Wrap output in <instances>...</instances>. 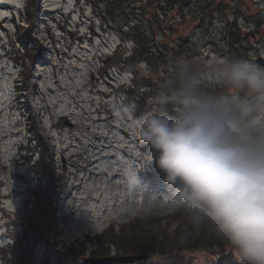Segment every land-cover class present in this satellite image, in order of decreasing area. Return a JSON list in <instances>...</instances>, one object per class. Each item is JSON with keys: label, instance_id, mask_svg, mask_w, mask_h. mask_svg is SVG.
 Listing matches in <instances>:
<instances>
[{"label": "rangeland", "instance_id": "1", "mask_svg": "<svg viewBox=\"0 0 264 264\" xmlns=\"http://www.w3.org/2000/svg\"><path fill=\"white\" fill-rule=\"evenodd\" d=\"M37 3L32 29L43 57L26 63L31 76L26 82L22 67L5 46V30L14 32L17 23L28 27L24 16L21 18L25 0H0V245L14 236L13 221H23L22 199L36 182L25 177L33 159L29 161L23 149L33 134L45 146L51 174L45 176L43 185L61 177L52 197L54 219L62 230L60 240L83 248L80 252L77 246V252L64 264H82L96 249L86 236L153 216H170L178 207L172 203L163 174L139 144L131 110H121L125 99L115 88L129 84L131 76L115 67L101 72L102 61L119 48L118 36L104 29L82 0ZM187 3L183 11L170 10L168 17L161 18V28L170 35L157 32L158 39L166 37L163 43L167 44L163 50L167 61L158 76L190 80L201 91L199 95H207L203 91L208 90L212 93L207 96L250 99L247 93L226 87L220 69L228 55V25L233 22L240 32L241 47L248 49L246 61L257 64L261 58L264 66V0ZM136 15L142 18L138 11ZM20 80L28 90L19 106L15 90ZM128 161H134L139 170L141 182L135 188L125 180ZM179 223L162 226L170 233ZM110 255L115 256L113 252ZM161 259L170 264L212 260L201 250ZM0 264H4L1 255Z\"/></svg>", "mask_w": 264, "mask_h": 264}, {"label": "clouds", "instance_id": "2", "mask_svg": "<svg viewBox=\"0 0 264 264\" xmlns=\"http://www.w3.org/2000/svg\"><path fill=\"white\" fill-rule=\"evenodd\" d=\"M220 78L251 99L198 95L182 81L179 111L164 97L133 120L134 132L183 215L179 242L209 231L237 264H264V66L225 60ZM124 176L131 188L141 182L134 161Z\"/></svg>", "mask_w": 264, "mask_h": 264}, {"label": "trees", "instance_id": "3", "mask_svg": "<svg viewBox=\"0 0 264 264\" xmlns=\"http://www.w3.org/2000/svg\"><path fill=\"white\" fill-rule=\"evenodd\" d=\"M82 1L92 8L104 29L113 31L121 43L130 45L129 56L126 55V50L118 45L119 48L102 61L101 72L106 73L115 67L127 71L131 76V82L122 85L117 91L123 95L124 104L130 107L133 118L141 116L151 108L159 107V101L164 97L173 101L167 105L170 114L174 115L175 111H179L181 103L177 91L182 81L176 76H169V79L166 76H158L167 61V54L163 52L167 50V44L163 43L166 37L159 40L157 32L160 31L163 36L168 35L167 31L164 32L161 28V18L164 20L170 10L183 11L188 5V0ZM37 5V0H25V11L22 12L21 18L24 16L28 27L24 29L15 24L14 32L6 31L7 52L14 57L16 64L22 67L21 76L26 82L31 78L26 63L39 62L43 57L32 29ZM136 11L142 18L136 15ZM172 27V24L169 25L170 30ZM228 30L226 60H247L248 49L241 47V36L236 23L229 24ZM142 66H145L146 70ZM153 74L157 76L155 79L151 78ZM27 90L26 84L20 80L15 90L19 106ZM204 92L207 95L212 93L208 90ZM199 93L200 90L198 95ZM44 150L45 146L40 138L30 135L26 152L29 158L32 157L35 161L25 177H33L36 182L34 188L27 190L23 198V221H13L14 236L11 242L0 248L4 264H64L65 260L77 252V246L81 247L80 252L83 250L81 244L67 245L64 240H60L62 230L58 229L57 220L54 219L52 197L58 190L56 184L61 181V177L51 180L46 187L43 185L45 176L51 175ZM177 220L180 223L170 233L162 226V223L167 226ZM184 226L183 215L177 211L166 217L153 216L137 220L122 225L117 230L111 227L93 237L86 236V239L96 248L91 253L93 257L109 256L113 252L115 256L145 255L150 259L134 264H170L161 257L182 251L199 250L211 256L212 260L206 264H237L230 247L209 231L188 236L180 243L179 235Z\"/></svg>", "mask_w": 264, "mask_h": 264}, {"label": "water", "instance_id": "4", "mask_svg": "<svg viewBox=\"0 0 264 264\" xmlns=\"http://www.w3.org/2000/svg\"><path fill=\"white\" fill-rule=\"evenodd\" d=\"M257 64L263 66L261 58L257 59ZM251 99V98H250ZM147 256L144 255H131V256H108L98 258H84L83 264H133L135 262L146 260Z\"/></svg>", "mask_w": 264, "mask_h": 264}]
</instances>
